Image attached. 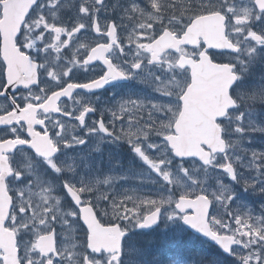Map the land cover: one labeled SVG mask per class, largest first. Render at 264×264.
<instances>
[{
	"label": "snow or ice",
	"instance_id": "6c2138e0",
	"mask_svg": "<svg viewBox=\"0 0 264 264\" xmlns=\"http://www.w3.org/2000/svg\"><path fill=\"white\" fill-rule=\"evenodd\" d=\"M256 66L264 0H0V264H264ZM90 140L139 166L93 173Z\"/></svg>",
	"mask_w": 264,
	"mask_h": 264
},
{
	"label": "rangeland",
	"instance_id": "374dc122",
	"mask_svg": "<svg viewBox=\"0 0 264 264\" xmlns=\"http://www.w3.org/2000/svg\"><path fill=\"white\" fill-rule=\"evenodd\" d=\"M262 73H264V69H262V68L255 70L253 72L252 77H250V80H252L253 82H259ZM259 202L260 201H259L258 197L252 196V203L254 206H259ZM160 235H163V234L161 233ZM160 235H159V237H160ZM142 248L145 249V246H142Z\"/></svg>",
	"mask_w": 264,
	"mask_h": 264
},
{
	"label": "flooded vegetation",
	"instance_id": "af4514ba",
	"mask_svg": "<svg viewBox=\"0 0 264 264\" xmlns=\"http://www.w3.org/2000/svg\"><path fill=\"white\" fill-rule=\"evenodd\" d=\"M161 236H162V235H160V237H159V238H161Z\"/></svg>",
	"mask_w": 264,
	"mask_h": 264
}]
</instances>
